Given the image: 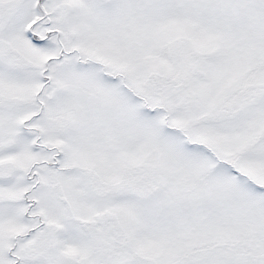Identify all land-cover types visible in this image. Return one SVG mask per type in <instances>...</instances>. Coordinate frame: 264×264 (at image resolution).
<instances>
[{"label": "snow or ice", "instance_id": "snow-or-ice-1", "mask_svg": "<svg viewBox=\"0 0 264 264\" xmlns=\"http://www.w3.org/2000/svg\"><path fill=\"white\" fill-rule=\"evenodd\" d=\"M0 264H264V0H0Z\"/></svg>", "mask_w": 264, "mask_h": 264}]
</instances>
